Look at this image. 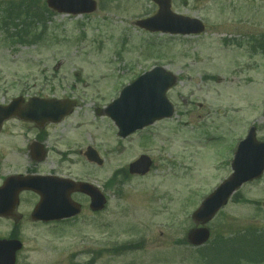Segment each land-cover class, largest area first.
<instances>
[{
	"label": "rangeland",
	"instance_id": "1",
	"mask_svg": "<svg viewBox=\"0 0 264 264\" xmlns=\"http://www.w3.org/2000/svg\"><path fill=\"white\" fill-rule=\"evenodd\" d=\"M22 1L0 0V104L20 95L76 98L75 112L49 130L57 153L45 168L90 181L108 202L99 213L88 205L76 218L37 223L30 214L38 197L21 193L18 211L26 214L17 224L0 217V237L18 230L24 240L18 264H264V174L208 223L207 244L186 241L193 211L230 175L238 142L251 126L264 140V50L256 47L264 41V0H172L175 12L206 25L188 36L138 27L158 9L152 0H97L92 14H50L47 34L26 42L2 26L4 10L20 18L27 7L33 15L46 0ZM156 65L179 78L167 93L175 113L121 139L95 108ZM23 130L10 121L0 133V183L32 166L34 132ZM86 145L99 150L102 166L79 154ZM141 153L153 159L151 170L130 174ZM235 240L245 250L239 259Z\"/></svg>",
	"mask_w": 264,
	"mask_h": 264
},
{
	"label": "water",
	"instance_id": "2",
	"mask_svg": "<svg viewBox=\"0 0 264 264\" xmlns=\"http://www.w3.org/2000/svg\"><path fill=\"white\" fill-rule=\"evenodd\" d=\"M160 5V11L153 17L140 20L137 24L151 31H163L173 34H197L205 30L204 24L194 18L175 15L170 10V0H155ZM50 7L65 12H89L95 9L92 0H48ZM177 82V77L164 67H155L144 73L137 80L126 86L121 96L113 101L106 113L118 125L122 137H126L137 129H141L158 119L170 117L174 113L173 105L166 96L167 90ZM19 100L10 106H0V123L13 114L25 116L34 121H60L73 111L75 102L71 100L31 99L26 111H16ZM92 161L101 163L95 151L87 153ZM151 160L142 156L130 164L131 173L145 174L149 171ZM234 173L226 179L202 205L193 213L197 223L206 224L218 210L227 204L230 196L246 181L259 177L264 170V142L256 139L255 128H252L245 140L238 147L233 162ZM91 197V207L99 210L104 207L106 199L99 189L89 183H75L67 180L42 179L38 177L18 180L8 179L0 187V214H10L16 202L17 195L22 189H31L41 196L35 207L34 220H55L71 217L80 212L74 207L70 194L76 190ZM210 236L206 227H196L189 231V242L200 245ZM21 248L17 240L0 241V264H15V254Z\"/></svg>",
	"mask_w": 264,
	"mask_h": 264
},
{
	"label": "flooded vegetation",
	"instance_id": "3",
	"mask_svg": "<svg viewBox=\"0 0 264 264\" xmlns=\"http://www.w3.org/2000/svg\"><path fill=\"white\" fill-rule=\"evenodd\" d=\"M22 106H24V104H22ZM10 121H16L19 124H21V126L24 128L23 132L26 135H29L31 132H34V137L29 140V144H28V157L30 162L32 163V166L28 167L25 169V171L23 173L25 174H35V175H41V176H48V175H53V176H58L60 178H67L70 177L67 174H65V172H59L58 170L53 171V167L50 170H47L45 168V164L47 163V161L51 158V155H55L57 152L53 149V147L48 146V142L51 138V134L49 133V130L55 126H57L58 124L62 123H48V124H37L31 121H23L21 119H12ZM10 121H7L3 124L2 129L0 130L2 133L5 128L7 123H9ZM63 137V136H62ZM34 141H37L40 145H42V143L44 145L40 146V153L39 152H34L33 148H32V143ZM79 154L82 155L85 158V154H84V150L83 149H79ZM60 154V161L65 162V158L62 156V153ZM62 156V157H61ZM42 158V160H40ZM92 165H96L95 163H92ZM78 180V179H77ZM81 181H84L83 179ZM25 192H32L36 195V200L34 202L33 205H35L38 200H39V194L33 191H25ZM24 192V193H25ZM72 198L74 200H76L77 202L81 203L82 205V211H85L87 206L89 205L90 199L87 195L79 193V192H75L72 194ZM20 208V205L18 206L17 209ZM18 212V211H17ZM93 213H99V212H93ZM26 214V213H24ZM23 213H13V216L16 218H21L24 216ZM2 218V217H1ZM73 219V218H72ZM41 223V222H40ZM5 237H11V238H18L20 237V233L18 230H14L12 231L10 234L6 235ZM25 250V247L23 249H21L18 253H17V264L19 262V255L20 253H22Z\"/></svg>",
	"mask_w": 264,
	"mask_h": 264
},
{
	"label": "trees",
	"instance_id": "4",
	"mask_svg": "<svg viewBox=\"0 0 264 264\" xmlns=\"http://www.w3.org/2000/svg\"><path fill=\"white\" fill-rule=\"evenodd\" d=\"M10 7L13 8V6H10ZM13 9H15V8H13ZM6 10H8V9H6ZM6 10H4V15L1 17V24H2V26H4L5 24H7L8 23V20L11 21V19H8L9 13H6L5 14V11ZM29 11H30V9H26L25 10V13L23 14L24 20H19V23H17V22L14 23V26H15V28L18 31L17 35L19 36V38L21 40H25L27 37H31L32 35L34 36V38H38V36H39L38 31L40 29H41V32L42 33L44 31L46 32L47 29H48V26H46V25H41L40 26L39 24L42 22L41 21V18H37V16L35 17L34 15L31 16ZM42 13L44 14L45 11L42 10ZM17 16H18V14H17ZM17 16L14 17V18H12V19L18 20L17 19ZM21 18H22V16L20 17V19ZM23 42H26V41H23ZM244 237H245V235H244ZM230 244H235L236 247L239 248V250H243L244 249L243 244H239L236 240L235 241H231ZM244 251L245 250H243L241 252H238L237 250H235L234 252L237 253L236 254L237 255L236 257L239 259L240 258V254L243 253ZM244 256H247V255H244Z\"/></svg>",
	"mask_w": 264,
	"mask_h": 264
}]
</instances>
